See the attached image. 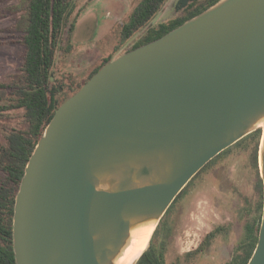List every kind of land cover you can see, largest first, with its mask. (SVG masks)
<instances>
[{
  "label": "water",
  "instance_id": "95a60500",
  "mask_svg": "<svg viewBox=\"0 0 264 264\" xmlns=\"http://www.w3.org/2000/svg\"><path fill=\"white\" fill-rule=\"evenodd\" d=\"M259 128L264 184V0H219L119 54L57 108L16 195V264H117L203 167ZM247 264H264V194Z\"/></svg>",
  "mask_w": 264,
  "mask_h": 264
},
{
  "label": "trees",
  "instance_id": "16d2710c",
  "mask_svg": "<svg viewBox=\"0 0 264 264\" xmlns=\"http://www.w3.org/2000/svg\"><path fill=\"white\" fill-rule=\"evenodd\" d=\"M168 1H140L123 27L124 37L127 40L131 39L143 29L145 30L141 37L126 51L159 38L219 0H178L176 7L180 12L177 16L151 25L153 19ZM75 2L76 0H26L24 5L13 7L14 11L20 12V17L13 29L18 37L15 42L22 46L23 52L22 62L18 70L0 80V264H16L13 242L15 199L28 160L46 126L61 104L77 92L105 64L119 55L117 51L104 58L84 81L70 80L66 83L57 77L55 72L57 52L68 22L71 21L74 24V20H76L74 16ZM79 15L80 12L77 10L76 17ZM7 120H12V127L7 124ZM261 131V129H257L221 152L197 175L233 146L242 144L248 139H255L256 137L260 139ZM258 152L259 144L256 145L255 149V168L259 173ZM257 184L258 194L261 197V202L256 208L257 213L254 217H248L246 212L248 203L244 205L242 209L246 218L244 237L226 264H247L257 245L264 194V184L260 173ZM183 191L162 218L151 239L150 246L136 264L181 263L180 257L173 262L166 260L165 243L168 234L162 232V225L167 224L163 223L164 219ZM164 229L165 231L168 230ZM222 230L223 228L218 227L209 232L197 250L203 251L206 247L208 248Z\"/></svg>",
  "mask_w": 264,
  "mask_h": 264
},
{
  "label": "rangeland",
  "instance_id": "374dc122",
  "mask_svg": "<svg viewBox=\"0 0 264 264\" xmlns=\"http://www.w3.org/2000/svg\"><path fill=\"white\" fill-rule=\"evenodd\" d=\"M140 1L76 0V20L74 24L68 22L57 52V77L66 83L84 81L104 58L129 49L143 31L127 40L123 27ZM177 1L166 3L159 20L178 15ZM25 2L0 0V80L15 73L22 62L23 48L15 42L18 37L13 29L20 12L14 11L13 7ZM77 10L80 12L78 17ZM7 121L12 127V120ZM261 137L245 140L215 159L177 199L164 219L163 223L167 224L162 225V232L168 234L165 243L168 262L180 257V264H226L231 259L245 233L244 205L248 203L246 212L251 218L256 215L261 202L257 184L260 169L258 173L255 168V149L257 144L260 148ZM218 227L223 230L212 244L203 251L197 250L206 235ZM150 243L151 240L144 251Z\"/></svg>",
  "mask_w": 264,
  "mask_h": 264
},
{
  "label": "bare ground",
  "instance_id": "6f19581e",
  "mask_svg": "<svg viewBox=\"0 0 264 264\" xmlns=\"http://www.w3.org/2000/svg\"><path fill=\"white\" fill-rule=\"evenodd\" d=\"M151 232L149 230L143 233H135L131 244L125 250L117 264H132L148 246Z\"/></svg>",
  "mask_w": 264,
  "mask_h": 264
},
{
  "label": "flooded vegetation",
  "instance_id": "af4514ba",
  "mask_svg": "<svg viewBox=\"0 0 264 264\" xmlns=\"http://www.w3.org/2000/svg\"><path fill=\"white\" fill-rule=\"evenodd\" d=\"M177 2H178V1H177ZM165 5H166V4H165ZM163 9H164V7L162 8V10H163ZM176 9H177V7H176ZM162 10H161V11H162ZM161 11H160V12H161ZM177 11H178V14H179L180 11H179V10H177ZM159 21H161V20H159ZM159 21H158V22H159ZM144 30H145V29H143L142 31L144 32ZM142 31H140L139 33H141ZM136 35H137V34H136ZM131 39H132V38H131ZM131 39H129V40H131ZM263 193H264V191H263ZM174 261H175V260H174ZM172 262H173V261H172Z\"/></svg>",
  "mask_w": 264,
  "mask_h": 264
}]
</instances>
